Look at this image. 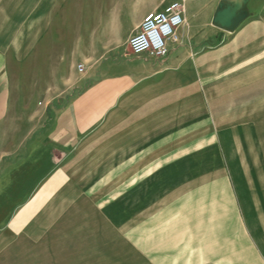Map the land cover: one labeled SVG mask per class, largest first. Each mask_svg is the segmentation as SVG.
<instances>
[{
  "label": "rangeland",
  "instance_id": "1",
  "mask_svg": "<svg viewBox=\"0 0 264 264\" xmlns=\"http://www.w3.org/2000/svg\"><path fill=\"white\" fill-rule=\"evenodd\" d=\"M181 1L188 41L170 64L174 98H205V138L196 136L197 120L183 123L181 131H191L190 151L164 177L156 169L135 176L128 168L124 175L118 164L77 176L69 164H55L62 166L63 186L31 191L37 199L31 204L20 197L27 172L33 189L35 169L8 163L27 152L5 149H22L24 140L28 149L36 138H28L25 122H16L17 136L0 137V264H264V152L245 151L243 142L234 153L229 130L235 121L239 129L253 126L254 115H245L247 97L254 103L264 96V81L226 87L238 66L216 51L212 19L221 0ZM128 40L117 42L119 53L110 58L122 70L142 63Z\"/></svg>",
  "mask_w": 264,
  "mask_h": 264
},
{
  "label": "crops",
  "instance_id": "2",
  "mask_svg": "<svg viewBox=\"0 0 264 264\" xmlns=\"http://www.w3.org/2000/svg\"><path fill=\"white\" fill-rule=\"evenodd\" d=\"M175 1L182 2L0 0V137L17 136L13 129L20 121L28 127V138H36L28 149L25 140L22 149H5L27 152L9 164L35 169L32 190L27 172L21 202L36 201L31 191L41 186L51 190L63 186L62 166L55 164H69L77 176L118 164L124 175L128 168L135 176H148L156 169L164 177V170L190 151L191 131L189 127L181 131L188 125L183 123L197 120L196 136L205 138V98L197 94L174 98L170 64L173 55L187 46L185 26L179 31L182 41L170 45L166 58L132 53L142 63L126 70L110 63L119 53L117 42L137 32L149 13ZM248 9L250 16L234 31L215 26L216 51L238 66L226 80L231 91L264 81V0H249ZM98 73L101 77L94 79ZM216 84L222 85V79ZM247 98L246 118L254 115L256 121L244 130L237 127L238 121L231 123L236 154L243 150V142L245 151L255 153L259 147L264 152V96L254 102L259 104ZM191 103L201 107L191 109ZM218 119L221 116L214 118ZM175 129L180 130L176 136Z\"/></svg>",
  "mask_w": 264,
  "mask_h": 264
},
{
  "label": "built area",
  "instance_id": "3",
  "mask_svg": "<svg viewBox=\"0 0 264 264\" xmlns=\"http://www.w3.org/2000/svg\"><path fill=\"white\" fill-rule=\"evenodd\" d=\"M185 12L184 3L175 1L164 9L149 13L140 29L128 40L131 52L151 59L166 58L170 45L182 41L179 31L186 23ZM78 68L83 71L84 65L79 64Z\"/></svg>",
  "mask_w": 264,
  "mask_h": 264
},
{
  "label": "water",
  "instance_id": "4",
  "mask_svg": "<svg viewBox=\"0 0 264 264\" xmlns=\"http://www.w3.org/2000/svg\"><path fill=\"white\" fill-rule=\"evenodd\" d=\"M249 0H221L212 19V24L232 32L249 16Z\"/></svg>",
  "mask_w": 264,
  "mask_h": 264
}]
</instances>
